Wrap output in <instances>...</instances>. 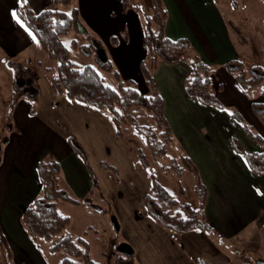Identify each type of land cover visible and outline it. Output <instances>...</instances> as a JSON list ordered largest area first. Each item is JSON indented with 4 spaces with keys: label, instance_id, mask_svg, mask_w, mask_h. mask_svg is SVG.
<instances>
[{
    "label": "crops",
    "instance_id": "0c3cea01",
    "mask_svg": "<svg viewBox=\"0 0 264 264\" xmlns=\"http://www.w3.org/2000/svg\"><path fill=\"white\" fill-rule=\"evenodd\" d=\"M22 1L0 0V86L2 79L11 84L7 108L0 115L3 127L13 92L15 65L36 71L40 98L34 114L30 111L32 103L22 99L12 114L10 136L0 135V224L13 253L11 264H50L49 258L53 256L50 247L54 242L41 239L35 242L21 221L23 210L42 193L37 167L40 160L59 164L61 188L79 201V204L63 202L68 208H59L58 204V212L71 219L68 228L74 223L71 214H75V221L89 213L104 221L103 229L110 230L108 241H103L105 255L112 256L116 251L129 262L130 258L135 259V264H196L197 258L209 264L255 261L263 264L264 174L252 171L246 158L232 146L231 139H238L249 153L264 152V124L252 109L253 99L245 94L235 77L222 70L229 95L224 94L221 79L217 82L212 78L214 90L225 95L218 96L223 104V108H218L187 96L184 81L192 70L188 54L174 64L160 63L154 71L173 134L195 156L193 163L206 189L203 213L212 228L175 234L152 218L144 204V195L152 194L153 187L148 169L137 157L140 146L133 135L138 134L131 129L125 140H119L106 110L56 95L51 87L52 77L39 71L48 67L43 65L42 48L29 28L12 15ZM54 1L26 3L35 12H42L53 7ZM73 3L79 14L80 32L86 35L98 58L108 59L125 84L133 82L138 90L141 88L140 92L149 94L141 61L148 59L143 13L151 10V0H127V6L122 0ZM163 3L168 12L164 30L167 37L188 39L210 67L240 60L232 28L219 8L221 0H163ZM237 103L244 109H236ZM235 112L243 123L232 116ZM255 128L258 133L253 131ZM76 145L85 152L89 166ZM104 164L113 166L114 171ZM180 213L186 216L184 211ZM5 260L2 256L0 264H5Z\"/></svg>",
    "mask_w": 264,
    "mask_h": 264
},
{
    "label": "trees",
    "instance_id": "16d2710c",
    "mask_svg": "<svg viewBox=\"0 0 264 264\" xmlns=\"http://www.w3.org/2000/svg\"><path fill=\"white\" fill-rule=\"evenodd\" d=\"M74 0H55L54 5L42 12H35L26 2L22 1L16 8L17 14L24 24L35 35L41 48L51 60L58 62L57 73L51 78V87L56 95L65 96L70 100L82 102L98 110H106L110 114L119 140H125L128 131L132 128L145 141L149 153L141 147L137 149V157L142 166L149 171L153 193L145 194L143 201L149 215L162 227L175 234L193 230L210 231L212 228L204 217L203 208L206 199V189L200 180L198 170L193 161L184 154L172 158L169 165H160L162 172L177 179L179 193L184 196L186 191L181 183L183 176L188 173L195 177V194L198 206L181 202L169 190L157 181L155 174L150 171L151 160L158 161L164 157L174 144V134L171 125L164 113V100L159 93L153 73L160 63L174 64L178 62L185 52L193 51L190 41L186 38L170 39L164 33L168 12L163 0H151L152 8L149 13L144 12L145 27L144 40L147 47L148 59L141 61V71L144 75L150 93L143 94L133 82L125 84L112 63L98 58L96 50L91 44L87 56L94 57L95 66L87 64L79 66L71 60L70 49L62 41V37L71 33L80 32L79 14L76 7L70 11L63 8L70 6ZM127 6V0H122ZM100 67L111 72L118 80V89L109 86L96 68ZM13 92L9 102V110L5 127L10 130L12 114L22 99L32 103L31 113H35L40 98V87L37 83V74L33 68L18 64ZM227 70L235 77L237 83L250 91L264 81V67L261 65L248 68L244 62L235 59L225 64ZM49 68L46 67L45 70ZM212 73L209 65L195 57L190 75L184 81L185 92L188 97L204 105L223 108L222 102L212 92ZM264 95V90L262 91ZM143 109L147 114V122L142 123L137 111ZM252 109L264 124V103H252ZM242 123L239 113L232 114ZM259 138L258 136H253ZM260 139V138H259ZM232 143L242 154L252 171L264 174V152L249 153L244 150L241 142L232 138ZM261 140V139H260ZM84 162L89 166L88 158L83 149L76 145ZM2 149L0 148V163ZM38 173L42 183V193L39 198L27 206L22 212V225L27 234L37 242L39 239L52 241L63 233L71 224L67 215L58 212V204L66 202L79 204V201L70 197L60 185V166L55 161L38 162ZM104 167L114 171V167L104 164ZM96 183V182H95ZM182 207L186 216L181 215ZM50 251L62 252L66 255L62 264H75L76 258H82L84 264H99L90 256L89 243L79 237L74 240L65 235L54 242ZM4 254L9 263H12L13 253L6 234L0 224V256ZM121 257H119V260ZM196 264H209L203 259H195ZM117 264H119L117 262Z\"/></svg>",
    "mask_w": 264,
    "mask_h": 264
},
{
    "label": "rangeland",
    "instance_id": "374dc122",
    "mask_svg": "<svg viewBox=\"0 0 264 264\" xmlns=\"http://www.w3.org/2000/svg\"><path fill=\"white\" fill-rule=\"evenodd\" d=\"M72 7H77V6H75V4L72 3L70 6L65 7L63 9L65 11H70ZM219 8L221 9L226 22L232 28L231 33L235 39L234 42L236 44V48L238 49L239 59L243 61L244 63H246L247 65L248 64L252 66L261 65L264 67V0H221V3L219 4ZM146 12L149 13L150 10ZM143 20L145 23L146 22L145 16ZM62 41L70 49L71 60L74 63L78 64L79 66H85L87 64H91L94 66L96 65L93 55L91 56L92 57L91 60L88 56H86V52L88 48L81 46L82 44L84 45L88 44L86 35L82 34L81 32L71 33L69 35L63 36ZM40 50H42L41 52L43 54V60H42L43 65L50 67V69L45 71V69L40 68L39 71L44 72L43 75L49 78L53 77L57 73L58 62L55 60L49 59L45 51H43V49H40ZM185 54L186 55L188 54L189 58L191 59V62H192L191 65L194 63L196 56H198L199 59L202 61L201 56L194 49L193 51H191V53L185 52ZM96 68L98 69V72L103 76L104 81L109 86H111L114 89H118L119 82L111 72H106L97 66ZM211 69L213 70L212 78L213 79L215 78V80L217 79V82L219 79H221V82L223 83L226 89V92L224 94L229 95L231 92H230L229 87L226 86L227 83L224 82V74H222L223 73L222 70L227 71V68L225 67V65L215 66V67L212 66ZM15 74H16V71H14V78H15ZM0 87H1L0 88V115H3V113L5 112L7 108V104H8L7 94L11 92V84H9L7 81L2 79ZM211 89H212V92L217 97L221 95L217 91L214 90L213 86ZM139 90H141V88ZM263 90H264V81H262L261 84H259L257 87L253 88L252 90L244 91V92L245 94H248L250 99H253L252 101L260 103V101L264 99V95L262 94ZM225 95H221V96H225ZM165 97H166V104H168L169 102H168L167 96ZM164 99L165 98L163 97V100ZM234 105H236L237 107L236 109L238 110L244 109L242 104L240 103H237ZM226 107L228 108L229 106L226 105ZM229 109H232V108H229ZM166 111H167V107H166ZM167 114L174 125L170 112H167ZM137 115L140 117V121L142 123L147 122L148 120L147 114L143 109L138 110ZM131 129L132 128H130V130ZM253 131L258 133L256 128ZM132 132H135V131L132 129ZM3 134L9 137L11 134V131L8 130L5 126L3 127V120H0V135H3ZM133 136H134L133 139L136 140L138 145L143 150H145L147 153H149L147 145L145 141L143 140V138L139 134L138 136L137 135H133ZM231 143H232V140H231ZM232 146L234 147L233 143H232ZM234 149L236 150L235 147ZM179 154L187 155L192 161L194 160L193 158H195L194 154H191L190 150L185 146L184 142H182V140L177 138L175 135L174 144L171 146L168 153L164 157L160 158L158 161L151 160L150 171H152L155 174L157 181L160 182L164 187H166L169 190V192L181 202V204L185 202L198 204V199L195 194V177L193 175L186 173L181 179V183L184 186L185 191H186L185 195L182 196L179 193V185L177 183V179L164 174L162 170L160 169V165L171 164L172 158L178 157ZM62 203L63 202L59 203L60 205L59 208H68L67 205H65L64 207ZM179 210L181 212L184 211L182 207H179ZM71 217L74 219L73 225L70 228L66 229L60 235L55 236L52 239V241H49L50 243L58 241L60 239V236L68 235V233L72 235V238L74 240H76L80 236H83L87 239V241L90 244V247H91L90 256L92 260L98 262L99 264H117V262L119 264H132V263L135 264L136 263L135 259L133 261L130 258V262H129V259L126 256L120 255L116 251L113 252L112 256L105 255L102 253V251L105 250L103 241L107 240V238L109 237L108 235L110 233L109 229H103L104 221L102 219L98 220L94 218L92 213H89L87 216H83L82 217L83 219L80 221H75L77 220V218L75 217V214H71ZM89 226L93 228L91 229L89 228ZM94 229L97 231H94ZM84 230L88 232L84 234L83 232ZM43 242H48V241L44 240ZM2 256L6 258L5 264L7 263L10 264L9 261L7 260L6 255L2 254L0 258H2ZM65 257L66 255L62 252L53 253V256L49 258L50 259L49 263L50 264H62V261ZM119 257H121L120 260H119ZM75 264H84V262L82 258H76ZM244 264H248V263H244ZM254 264H259V262L255 261Z\"/></svg>",
    "mask_w": 264,
    "mask_h": 264
},
{
    "label": "snow or ice",
    "instance_id": "6c2138e0",
    "mask_svg": "<svg viewBox=\"0 0 264 264\" xmlns=\"http://www.w3.org/2000/svg\"><path fill=\"white\" fill-rule=\"evenodd\" d=\"M24 2H27V0H24ZM12 15H13V17H14L15 19H17V21H18L19 23H21L23 26H25V27L27 28V26L24 25L23 20L21 19V17L17 14V12H16L15 10H13ZM29 31H30V29H29Z\"/></svg>",
    "mask_w": 264,
    "mask_h": 264
},
{
    "label": "water",
    "instance_id": "95a60500",
    "mask_svg": "<svg viewBox=\"0 0 264 264\" xmlns=\"http://www.w3.org/2000/svg\"><path fill=\"white\" fill-rule=\"evenodd\" d=\"M80 29V28H79ZM102 61H106V59L102 60ZM264 264V263H263Z\"/></svg>",
    "mask_w": 264,
    "mask_h": 264
}]
</instances>
